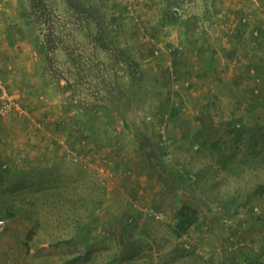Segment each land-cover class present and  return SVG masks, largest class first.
<instances>
[{
	"label": "rangeland",
	"instance_id": "rangeland-1",
	"mask_svg": "<svg viewBox=\"0 0 264 264\" xmlns=\"http://www.w3.org/2000/svg\"><path fill=\"white\" fill-rule=\"evenodd\" d=\"M52 1L54 24H29L22 34L35 41L51 97L62 98L71 121L84 125V138L71 142L82 154L14 172L2 167L0 245L19 234L11 247L23 254L19 264H171L172 257L176 264H264V65L247 75L246 87L254 81L257 95L233 114L231 123L240 126L216 141L192 138L185 149L168 151L146 110L154 87L141 75L146 34L105 11L108 28L96 12L70 10L73 0ZM50 26L57 27L55 51ZM38 38L52 51L42 54ZM160 149L176 171L161 169L165 155H153ZM184 153L187 160L178 158ZM185 204L200 216L177 235L176 214Z\"/></svg>",
	"mask_w": 264,
	"mask_h": 264
},
{
	"label": "crops",
	"instance_id": "crops-1",
	"mask_svg": "<svg viewBox=\"0 0 264 264\" xmlns=\"http://www.w3.org/2000/svg\"><path fill=\"white\" fill-rule=\"evenodd\" d=\"M85 1L105 11L112 21L118 16L134 24L132 31L138 30L141 37L146 34L138 52L144 82L154 83L146 110L154 114L153 124L163 130L161 140L168 151L185 149L192 138L200 143L216 141L241 125L231 123L233 114L243 112L239 108L257 95V89L252 90L257 87L254 81L248 91L247 75H257L264 65V0ZM24 10L23 0H0V78L19 102L17 110L0 116V170L5 165L3 169L11 172L82 154V147L71 142L86 133L77 118L72 122L64 112L68 105L62 98L51 97L49 76L36 54L35 41L22 34L30 31ZM245 17H250V23ZM155 140L160 143L159 138ZM159 152L154 157L166 151ZM163 159L167 169L162 170L176 171L170 154ZM19 239L17 234L13 244L0 245V264H19L23 254L11 249ZM29 239L25 243L31 251L35 236ZM170 263L176 264V257Z\"/></svg>",
	"mask_w": 264,
	"mask_h": 264
},
{
	"label": "trees",
	"instance_id": "trees-1",
	"mask_svg": "<svg viewBox=\"0 0 264 264\" xmlns=\"http://www.w3.org/2000/svg\"><path fill=\"white\" fill-rule=\"evenodd\" d=\"M24 1V0H23ZM58 1V0H57ZM29 4L30 6L27 5V3L24 4L26 6L23 15L27 20L28 24H31V28L32 26H36L38 24V22H41L40 24H42L43 26H46L45 23H53L54 24V12L52 9V5H53V1L52 0H29ZM48 2V3H47ZM72 4L70 5V10L74 9L77 6H80L82 8H85L86 10H88L89 12H96L97 15H99L100 17H102L103 21H104V25L106 28V17H104L103 13L101 12L102 10L90 3L87 2L85 0H73L71 1ZM54 4L56 5V1L54 0ZM59 4H63L64 6H67V1L66 0H61L58 1V5ZM72 12V11H71ZM47 21V22H46ZM40 26V25H39ZM35 28V27H34ZM57 27H53L50 26V30H51V34L47 37H52L54 36L55 32H56ZM44 32H46V30H44ZM41 40L38 38V41L36 42V47L41 50L40 52L43 54L45 52H51L52 50L50 49H45L44 46H42ZM50 44H52L54 51L57 50V39L53 38V40H50ZM157 52V51H156ZM3 69V68H2ZM144 71L141 73V75L143 74ZM144 80V78L142 79ZM1 102V101H0ZM2 117V116H1ZM200 213L197 211V209L185 204L183 205L177 212L176 214V228H175V233L177 235H181L185 232H187L199 219ZM34 234L32 232V236L28 237V239L30 238L31 240L33 239ZM29 239V241H30ZM28 241V242H29ZM27 246L29 247L28 243Z\"/></svg>",
	"mask_w": 264,
	"mask_h": 264
},
{
	"label": "built area",
	"instance_id": "built-area-1",
	"mask_svg": "<svg viewBox=\"0 0 264 264\" xmlns=\"http://www.w3.org/2000/svg\"><path fill=\"white\" fill-rule=\"evenodd\" d=\"M258 1V0H257ZM3 63L0 59V72L2 71ZM0 116H6L17 110L19 102L15 95L5 87L3 81L0 78Z\"/></svg>",
	"mask_w": 264,
	"mask_h": 264
}]
</instances>
